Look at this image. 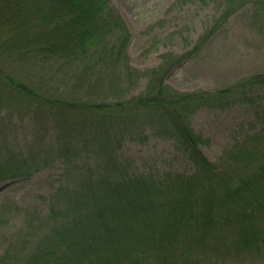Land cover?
<instances>
[{
    "label": "trees",
    "instance_id": "16d2710c",
    "mask_svg": "<svg viewBox=\"0 0 264 264\" xmlns=\"http://www.w3.org/2000/svg\"><path fill=\"white\" fill-rule=\"evenodd\" d=\"M250 3L264 12V0H225L220 17L190 51L166 53L158 68L140 72L129 63L130 35L109 0H0V18L8 28L0 41L3 58L47 61L65 82L85 83L91 90L106 83L113 93L127 92L146 80L143 93L124 101L67 99L41 94L0 67V88L29 100L41 117L55 112L51 123L59 135L48 148L56 158L68 161L70 141L82 138L100 159L90 175L78 171L76 182L51 199L49 234L32 247L7 251L0 264H204L193 261L195 247H207L219 224L233 222L248 221L242 245L264 242L253 223L264 220V128L212 163L201 150L206 140L190 125L202 110L261 99L264 72L213 92L181 93L165 82ZM258 116L264 118V111ZM139 118L179 145L195 168L192 176H134L118 165L115 152L129 130L141 126ZM91 136L97 149L89 144ZM32 160L0 149V184L38 172Z\"/></svg>",
    "mask_w": 264,
    "mask_h": 264
},
{
    "label": "rangeland",
    "instance_id": "374dc122",
    "mask_svg": "<svg viewBox=\"0 0 264 264\" xmlns=\"http://www.w3.org/2000/svg\"><path fill=\"white\" fill-rule=\"evenodd\" d=\"M109 1L111 8L127 26L130 35L126 49L129 63L140 72L158 68L162 55L166 53L183 55L190 51L220 17L225 2ZM256 10L257 4L255 6L254 3L242 8L203 46L200 53L170 71L165 80L167 85L181 93L213 92L231 87L253 74H262L264 12ZM1 18L0 41L8 29ZM19 56L7 59L1 55L0 67L47 96L95 101L111 97L110 101L117 102L131 99L146 88V80L143 79L127 92L117 89L113 93L106 83L91 90L85 83L80 86L65 82L59 69L47 61L33 57L20 62ZM259 93L261 99L258 98V101H239L226 110L205 109L191 116L192 130L206 140L207 144L201 150L212 163L249 135L264 128V118L258 116V111H264V91ZM34 107L29 100L20 98L12 90L0 88V149L15 150L32 158V165L36 163L40 167L31 177L0 184V260L7 251L13 253L19 247V250L32 247L40 242L44 233L48 235L51 199L63 185L68 187V184L76 182L73 177L78 171L90 175L100 160L99 156L92 154L93 150L87 148L82 138L70 141L72 146L67 147L73 157L71 155L68 161L56 158L48 148L58 140L59 135L51 123L55 112H46L47 115L42 117L46 119L48 116L49 120L45 122ZM137 121L141 126L131 128L115 152L118 165L124 171L134 176L151 175L157 178L168 174L188 178L194 174L193 164L174 140L158 136L145 120L141 122L139 118ZM88 140L92 148L97 149L96 137L93 139L91 136ZM253 218L258 219L256 216ZM253 223L260 240L264 234V220ZM245 227L249 228L248 221L227 223V226L219 224L212 236L207 238V247H195L197 258L193 261L201 260L204 264H264V242L249 248L242 245L240 236Z\"/></svg>",
    "mask_w": 264,
    "mask_h": 264
}]
</instances>
